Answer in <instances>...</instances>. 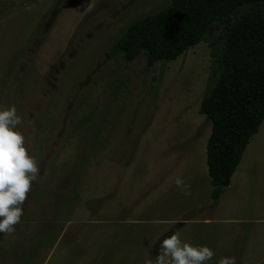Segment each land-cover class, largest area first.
Returning <instances> with one entry per match:
<instances>
[{
    "label": "rangeland",
    "instance_id": "rangeland-1",
    "mask_svg": "<svg viewBox=\"0 0 264 264\" xmlns=\"http://www.w3.org/2000/svg\"><path fill=\"white\" fill-rule=\"evenodd\" d=\"M169 1L0 0V110L15 106L38 168L0 264H143L152 231L170 226L210 247L208 264H264V118L211 197L198 107L224 25L171 61L109 55Z\"/></svg>",
    "mask_w": 264,
    "mask_h": 264
},
{
    "label": "trees",
    "instance_id": "trees-1",
    "mask_svg": "<svg viewBox=\"0 0 264 264\" xmlns=\"http://www.w3.org/2000/svg\"><path fill=\"white\" fill-rule=\"evenodd\" d=\"M220 25L216 77L198 107L211 123L206 165L213 200L230 183L264 118V0H170L133 21L109 48V55L121 53L127 62L143 53L151 66L176 59Z\"/></svg>",
    "mask_w": 264,
    "mask_h": 264
},
{
    "label": "clouds",
    "instance_id": "clouds-1",
    "mask_svg": "<svg viewBox=\"0 0 264 264\" xmlns=\"http://www.w3.org/2000/svg\"><path fill=\"white\" fill-rule=\"evenodd\" d=\"M21 123L15 106L0 110V233L14 232L30 184L37 179V162L27 154L24 137L17 130ZM175 183L180 186L182 181L177 178ZM213 256L207 245L182 242L177 233H172L160 241L155 259L145 264H208ZM216 264H235V259L224 256Z\"/></svg>",
    "mask_w": 264,
    "mask_h": 264
},
{
    "label": "crops",
    "instance_id": "crops-1",
    "mask_svg": "<svg viewBox=\"0 0 264 264\" xmlns=\"http://www.w3.org/2000/svg\"><path fill=\"white\" fill-rule=\"evenodd\" d=\"M230 184L231 183H229L227 186L223 187V191L226 190L230 186ZM221 193H220V195H219L217 200L221 199V197H222ZM176 227H179V226L162 227V228L155 229L156 231L155 230L152 231V236L151 237L153 238L154 242L151 245H149V249H148L149 251H146L147 252L146 255L148 257L150 256L151 259L154 260L157 252L159 251L160 241L163 240L164 238H166L167 236H170L172 233H177ZM146 261L144 260L143 264H145Z\"/></svg>",
    "mask_w": 264,
    "mask_h": 264
},
{
    "label": "water",
    "instance_id": "water-1",
    "mask_svg": "<svg viewBox=\"0 0 264 264\" xmlns=\"http://www.w3.org/2000/svg\"><path fill=\"white\" fill-rule=\"evenodd\" d=\"M225 187V186H224Z\"/></svg>",
    "mask_w": 264,
    "mask_h": 264
}]
</instances>
